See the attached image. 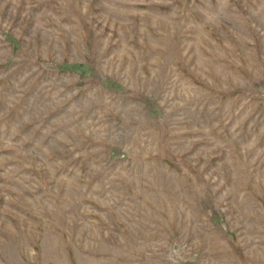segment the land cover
Listing matches in <instances>:
<instances>
[{
	"label": "rangeland",
	"instance_id": "obj_1",
	"mask_svg": "<svg viewBox=\"0 0 264 264\" xmlns=\"http://www.w3.org/2000/svg\"><path fill=\"white\" fill-rule=\"evenodd\" d=\"M0 264H264V0H0Z\"/></svg>",
	"mask_w": 264,
	"mask_h": 264
}]
</instances>
